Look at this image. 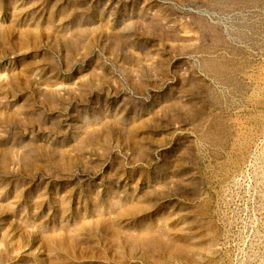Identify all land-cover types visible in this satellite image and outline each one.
I'll return each mask as SVG.
<instances>
[{
  "label": "rangeland",
  "instance_id": "374dc122",
  "mask_svg": "<svg viewBox=\"0 0 264 264\" xmlns=\"http://www.w3.org/2000/svg\"><path fill=\"white\" fill-rule=\"evenodd\" d=\"M0 264H264V0H0Z\"/></svg>",
  "mask_w": 264,
  "mask_h": 264
}]
</instances>
